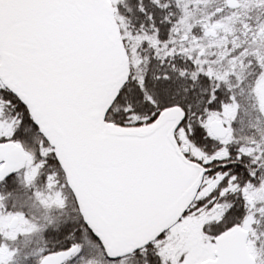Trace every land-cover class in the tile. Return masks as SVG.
Wrapping results in <instances>:
<instances>
[{"label": "snow or ice", "instance_id": "snow-or-ice-1", "mask_svg": "<svg viewBox=\"0 0 264 264\" xmlns=\"http://www.w3.org/2000/svg\"><path fill=\"white\" fill-rule=\"evenodd\" d=\"M0 264H264V0H0Z\"/></svg>", "mask_w": 264, "mask_h": 264}]
</instances>
